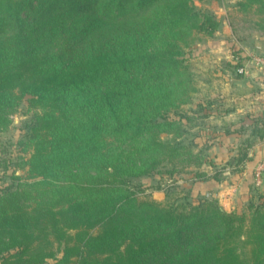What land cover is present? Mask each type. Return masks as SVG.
<instances>
[{"label":"trees","instance_id":"obj_1","mask_svg":"<svg viewBox=\"0 0 264 264\" xmlns=\"http://www.w3.org/2000/svg\"><path fill=\"white\" fill-rule=\"evenodd\" d=\"M217 27L191 0H0V127L26 97L41 112L37 181L0 195V264H264V207L171 209L123 184L177 156L160 134L192 91L181 35Z\"/></svg>","mask_w":264,"mask_h":264},{"label":"rangeland","instance_id":"obj_2","mask_svg":"<svg viewBox=\"0 0 264 264\" xmlns=\"http://www.w3.org/2000/svg\"><path fill=\"white\" fill-rule=\"evenodd\" d=\"M191 4L197 13L212 16L218 27L211 35L195 30L181 35L180 58L192 91L187 103L162 122L172 125L160 134L178 154L149 174L123 175L124 188L136 199L166 208L188 211L208 201L226 212L247 214L264 207V177L257 188L249 163L255 147L264 143V7L249 6L247 0ZM29 99L0 127V195L5 188L37 181L27 173L31 149L25 135L41 112L29 106ZM221 187L233 201L231 207L219 202ZM61 257L56 252L55 258Z\"/></svg>","mask_w":264,"mask_h":264},{"label":"crops","instance_id":"obj_3","mask_svg":"<svg viewBox=\"0 0 264 264\" xmlns=\"http://www.w3.org/2000/svg\"><path fill=\"white\" fill-rule=\"evenodd\" d=\"M252 160L251 162H249L251 164V166L253 167V169H255V166L261 162L262 160L264 161V143L261 145H257L255 147V150H253V153L251 154ZM222 187L220 188V191L217 193V195L219 196V202L221 203V205L223 207L228 206L231 207L233 204V201L231 199H227L223 196V190H221ZM225 192V191H224Z\"/></svg>","mask_w":264,"mask_h":264},{"label":"built area","instance_id":"obj_4","mask_svg":"<svg viewBox=\"0 0 264 264\" xmlns=\"http://www.w3.org/2000/svg\"><path fill=\"white\" fill-rule=\"evenodd\" d=\"M264 177V162H259L254 169V184L255 186L261 187L263 184Z\"/></svg>","mask_w":264,"mask_h":264}]
</instances>
